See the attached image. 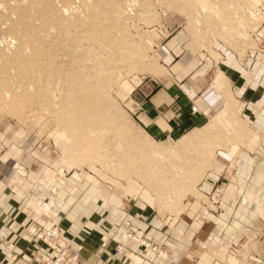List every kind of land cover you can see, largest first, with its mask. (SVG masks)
<instances>
[{"label": "rangeland", "instance_id": "obj_1", "mask_svg": "<svg viewBox=\"0 0 264 264\" xmlns=\"http://www.w3.org/2000/svg\"><path fill=\"white\" fill-rule=\"evenodd\" d=\"M136 2L0 0V60L14 54L17 47L24 55H29L30 50L36 49L40 58L52 57L55 61L62 56L67 61L72 59L74 52L83 51L89 62L90 52L100 51L99 63L103 72L99 75V80H104H98L97 86L105 97L103 99L107 98L109 104L112 103L100 119L106 121L107 116L113 112L111 117L119 125L114 129L104 128L98 135L100 140L94 136L96 139L89 141L85 149L84 142L70 137L72 129L63 123L70 115L68 112L64 113V110L60 111L61 108L57 112L58 105L49 109L42 96L26 99L25 103L16 101L12 104L17 98L9 96L5 101L0 100V154L8 151L12 141L15 142L18 138L29 142L27 146L46 150L54 162L51 169L59 175H56L58 179L52 185L54 188L51 194L56 195V189L66 187L67 197L86 195L88 211H92L90 205L94 201H99L96 198L102 196L104 188L112 185L127 188L129 184L137 186V190L129 195H143V189H147V195L151 201L154 200L156 207L174 210L178 206L176 204L185 198L184 194L194 190L203 173L213 167L214 161L216 167L222 166L223 160L218 157L222 158L223 155L219 156V153L243 147L251 149L254 146L264 150V144H250L248 141L251 139L245 138L249 136L247 126L250 125L252 116L247 117L244 112L238 113L233 105L226 108L222 104L216 108L210 105V110L201 119L196 118L197 105L192 104L195 107L191 108H195V111H191V105L186 104L177 93L180 79L170 70V54L173 55L172 59L182 54L188 55L190 60H199V64L204 60L213 61L217 56L223 58L224 53L226 58L245 57L248 67L251 59L256 56L264 61V0ZM126 12L127 15L123 14ZM59 27H66V33H63L65 38L60 37ZM71 27L82 30V37H77V41L83 46L81 51H73L71 43L66 42V39L72 42L70 38H73L74 32ZM256 34L259 35L258 38H255ZM2 65L3 62H0V70L3 69ZM93 72L95 77L98 71ZM5 79L7 78L1 71L0 85L5 81L1 88L6 84L8 86L10 82ZM166 87H170L178 95L179 105L174 106L177 107V117L170 122L172 130L162 132L155 126L144 125L142 113L147 108L149 95ZM156 114L152 113L154 116ZM191 132L192 140L185 144L184 136ZM8 137H13L14 140H8ZM123 138L125 140L122 142ZM242 140H247V143ZM11 170L12 183L26 180L28 173L20 162L14 161ZM53 199L51 197L50 201L39 205L40 216H50L54 209ZM215 204L216 212H220L221 205L218 201ZM26 231L52 249L61 239L57 226L40 230L29 225ZM52 231L57 236H49ZM1 239L0 237V241ZM36 257L44 264H61L65 253L59 248L54 258L44 259L41 255ZM244 260L246 264L263 262L259 256ZM238 263L239 260L234 258L232 264ZM6 264L23 263L14 254ZM100 264L113 263L109 259Z\"/></svg>", "mask_w": 264, "mask_h": 264}, {"label": "crops", "instance_id": "obj_2", "mask_svg": "<svg viewBox=\"0 0 264 264\" xmlns=\"http://www.w3.org/2000/svg\"><path fill=\"white\" fill-rule=\"evenodd\" d=\"M172 56L170 70L180 79L177 93L190 108L197 105L196 118L201 119L210 105H233L238 113L252 116L245 137L251 139L248 142L264 144L262 58L254 57L248 67L245 57L226 58L225 53L223 58L200 64L188 55ZM177 105L178 95L170 87L151 93L142 113L144 125L162 132L172 130ZM27 144L18 138L0 154V264L14 254L23 264H44L36 255L54 258L59 248L65 253L61 264H100L109 259L113 264H213L221 260L232 264L234 258L246 264L244 259L254 256L264 264V150L260 147L219 153L222 166L216 167L214 161L174 210L156 207L147 189L143 195H129L137 190L129 184L104 188L96 198L100 202L94 201L88 211L86 195L67 197L66 187L51 194L59 176L51 169L54 162L46 150ZM14 161L25 167V181L12 183ZM51 197L50 216H40L39 205ZM217 201L220 212H216ZM29 225L40 230L57 226L58 245L45 246L26 231ZM134 233L141 234L142 240L128 236Z\"/></svg>", "mask_w": 264, "mask_h": 264}, {"label": "bare ground", "instance_id": "obj_3", "mask_svg": "<svg viewBox=\"0 0 264 264\" xmlns=\"http://www.w3.org/2000/svg\"><path fill=\"white\" fill-rule=\"evenodd\" d=\"M134 1H135V3H137L136 0H134ZM134 1L132 0V2H134ZM183 2H185V1H183ZM198 3L199 2H197V4ZM74 6H76V5H74ZM199 6H200V4H199ZM133 7H135V5H133ZM155 7H156V5H155ZM202 7H204V6H202ZM114 8H116V7L114 6ZM127 10H128V8H127ZM129 10H130V8H129ZM203 10H205V9H203ZM70 11L72 12L71 9H70ZM132 11H133V9L131 10V12ZM64 12H66V10ZM67 12H69V11L67 10ZM115 13H117V12H115ZM195 13H196V16H198L197 15L198 13L197 12H195ZM123 14L127 15V12L123 13ZM66 15L70 16L69 13H67ZM118 15H120V14H118ZM121 16H123V15H121ZM128 20H126V21H128ZM152 20H153V17H152ZM138 22H140V21H138ZM142 23H143V21H142ZM71 29L74 32L73 38L72 39L70 38V40L72 42H70L68 39H66V42L71 43L70 47H73V51H75V50L81 51L83 46L81 43H79L77 41L78 40L77 37H82V30L81 29L78 30V27H71ZM59 33H61V35H60L61 38H65L63 33H66V27H59ZM113 36H115V35H113ZM100 40H102V39L100 38ZM80 41H81V39H80ZM101 43H99V45ZM101 45H103V43ZM15 51L16 52H14V54H12L11 56H8L6 58L2 57V59L0 60V62H3V65H2L3 69H1L0 72L3 71V73L5 74V76L7 78L5 80L10 81L8 86L6 84L8 82H6L5 83L6 85H4L2 88L0 87V100L5 101V98L9 96V97H12L14 99L17 98V100H14V101L12 100L13 101L12 104L15 103L16 101H21L22 103H25L27 101L26 99H30V98L36 99V97L42 96L43 98H45V102H46L47 107L49 109H50V107H55L56 105H58L59 107L57 106V112H59V109L61 108L60 111L64 110L65 111L64 113L68 112V114L70 115L68 120H63L64 125L66 127H69L70 129H72L70 131V135H71L70 137L74 138L75 140H78L79 142H84V147H83L84 149L88 145L89 141L93 140L94 136L96 138H98L99 133L102 130L103 131L105 130L104 128H113L114 129V128L118 127L119 124H116L111 117V115L113 113L112 111H111L112 113L109 114V117L107 116L106 121H103L100 119L101 117L104 116L103 114H106V113H104V111L107 110L109 108V106L112 104V103L109 104V102L106 100L107 98L105 100L103 99L105 97H104V95H101V93L98 90V86H97L98 80H99V75L102 74V72H103V71L101 72V68H100L101 64L99 63L100 51L91 50L93 52H90L91 59L89 60V62H87V60L85 58V54L83 51H81V53L74 52L72 59H68L67 61H65L64 56L59 57V60H56V61L52 57L40 58L39 56H37L38 54H37L36 49L30 50L29 55L22 54L23 52L19 51L18 47L16 48ZM139 51H140V49H139ZM134 58H135V56H134ZM140 60H141V58H140ZM111 64H112V61H111ZM129 69H130V67H129ZM93 70L98 71L96 73L95 77H93V73H94ZM149 73H152V71H149ZM104 74H106V73H104ZM101 80H104V79H101ZM101 80H99V81H101ZM3 83H2V85H3ZM2 85H0V86H2ZM104 86H105V84H104ZM7 101L8 100H6V103H8ZM11 107H13V106H11ZM39 108H41V107H39ZM192 109L195 111V108H192ZM14 112H16V111H14ZM65 117H67V116H65ZM73 129H75V131ZM193 132L184 136L185 144L188 143L189 140H192L191 136H192ZM95 134H97V135H95ZM113 134L116 135L115 133H113ZM96 138H94V139H96ZM98 140H100V139L98 138ZM124 140L125 139L123 138L122 142ZM114 153L116 154V152H114ZM122 154H123V152L121 153V155ZM129 154H131V153H129ZM115 157H116V155H115ZM117 157H118V154H117ZM133 162L136 164L135 160H133ZM135 166L137 167V165H135ZM136 167L134 169H136ZM52 232H55V231H52ZM55 236H57L56 232H55ZM138 236H139V238L136 241L142 240L141 234H138ZM121 252H122V248H119V253H121Z\"/></svg>", "mask_w": 264, "mask_h": 264}, {"label": "built area", "instance_id": "obj_4", "mask_svg": "<svg viewBox=\"0 0 264 264\" xmlns=\"http://www.w3.org/2000/svg\"><path fill=\"white\" fill-rule=\"evenodd\" d=\"M191 111H194V110L191 108ZM49 236H55V232L50 233ZM128 236H130V237H132L133 239H136V240L139 238V236L137 235V233H134L132 236L131 235H128ZM145 246H149V245L148 244H145ZM151 248L156 249L154 247H151ZM118 252H119V248H118ZM213 264H223V262L216 261Z\"/></svg>", "mask_w": 264, "mask_h": 264}]
</instances>
